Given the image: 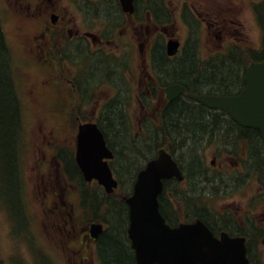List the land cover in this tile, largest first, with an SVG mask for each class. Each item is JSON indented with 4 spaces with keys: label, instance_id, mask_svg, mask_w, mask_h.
<instances>
[{
    "label": "flooded vegetation",
    "instance_id": "1",
    "mask_svg": "<svg viewBox=\"0 0 264 264\" xmlns=\"http://www.w3.org/2000/svg\"><path fill=\"white\" fill-rule=\"evenodd\" d=\"M39 2L44 8L38 19L39 32L36 37L38 69L46 75L41 83L45 86L48 79L46 85L51 87L47 88L49 92L69 93L64 103L59 105V110L64 114L68 113L73 101L77 112L75 118L79 121L77 128L81 123L97 124L113 151L114 157L109 161L114 173L127 178L134 174L138 162L137 156H134L137 154L135 146L138 148L139 140L145 136L144 132L142 136L139 134L143 129L150 139H161L162 145L174 148L166 130L173 126L171 112L176 105L188 106L198 113L212 117L211 122H207L206 125L199 121L201 127L197 120L191 123L192 128H200L201 134L193 132L188 138L193 143L191 151L193 153L196 151V160L187 161L183 155L184 164L181 165L184 172L183 180L171 178L166 182L168 184L161 195V200L164 199L169 217L165 210L164 212L170 223H176L180 216H190L193 220L202 218L217 236L227 232L232 236L244 237L246 242L248 240L249 252L256 253V241L264 237V225L255 221L253 217L255 213L244 207L245 203H242L239 196L247 184V149L238 159L236 144L238 146L245 144L247 147V127L236 123L221 108L207 106L189 97V93L228 96L235 93L234 82H228V88L224 82L200 86L205 78H200L201 80H197L195 76L186 78L187 71L185 66L181 65L190 53L191 47L195 45L193 40L197 30L191 26L196 28L203 20L209 28V33L214 32L215 37L221 40L224 20L218 11L194 13L185 5L179 13L187 28L183 37L182 33L175 32L171 25L173 17L168 9L171 0H133L132 11H125L120 0H39ZM157 4L163 8L157 9ZM234 23L236 28L235 36L230 39L232 43L240 42L247 35L242 22ZM170 39H177L181 44L174 56H169L166 51V44ZM129 44H135L136 52ZM204 60L195 56L194 61L199 63ZM214 62H218V58L210 64ZM129 63L132 64V68ZM124 71L137 80L136 85L126 83ZM10 81L17 97H20L16 76H10ZM172 84L183 85L186 90L175 98L168 99L166 87ZM133 93H137L136 99ZM57 96L61 98L60 94ZM89 107H92V115L86 113ZM140 107L146 108L148 115L142 116V119L138 116L136 123L131 111L136 108L139 110ZM115 112L120 114V128L126 139L123 144L118 142L110 130ZM72 119L69 114V122ZM138 123L140 130L132 134L131 129L138 130L136 125ZM18 145L19 142L15 161L18 195H15L16 192L12 194L19 201V206L15 205L16 199L12 198H9L8 204L12 208L10 213L15 215L9 219L13 226L10 229L15 243L18 241L16 239L25 237L31 224L28 213H22V206L26 201L23 196L22 170L19 166L22 153L18 152ZM221 148L223 150L221 158H228L225 159L228 165L238 159V162H235L237 166L230 174H224L222 164H216L217 153ZM205 149L213 153L208 162L203 156ZM75 150L76 141L73 146L57 147L53 156L42 153L41 157L36 159L35 165L39 174L43 177L46 166L48 171L54 173L55 178L54 185H51L55 199L51 200L53 194L52 191H48L47 185L38 189L42 191V202L45 206L42 212L51 213L50 226L63 236L61 241L67 250L64 264H96L93 258L96 239L91 236L89 223L84 224V221L76 216L71 199L77 195L80 187L86 185L69 184L65 178V175L83 177L75 162ZM126 154H133V158L127 160ZM70 158H73V165L70 164ZM193 162L196 163L193 165ZM258 182L259 191L264 193V178ZM224 185L226 189L222 188ZM86 189L81 191L84 205L91 203V199L96 195ZM203 191H207L208 195ZM203 197L211 201L216 200L213 202L215 204L219 203L217 200H222V204L215 207ZM243 197L246 198L247 195ZM176 203L180 204V212L176 211ZM192 218L186 220L192 221ZM40 227L46 237L45 224L42 221ZM98 241L99 238L96 241L97 246ZM36 254L37 264H53L52 261L58 257L49 254L46 256L38 250ZM2 261L5 264H19L11 259V256ZM100 262L103 264L101 257ZM55 264L62 263L57 260Z\"/></svg>",
    "mask_w": 264,
    "mask_h": 264
},
{
    "label": "rangeland",
    "instance_id": "2",
    "mask_svg": "<svg viewBox=\"0 0 264 264\" xmlns=\"http://www.w3.org/2000/svg\"><path fill=\"white\" fill-rule=\"evenodd\" d=\"M167 1V0H166ZM259 0H171L168 9L171 13L172 21L171 25L175 32L182 33L184 37L187 28L180 17V11L183 6H187L194 13L199 12H214L218 11L219 16L224 20V31L222 32L221 40H218L214 32L209 33V28L203 20L195 30L197 33L194 37V46L190 49V54H195L202 59H206L209 56L219 53L224 50L226 46L232 44L230 39L235 36L234 30L236 24L242 22L243 29L246 30L247 35L235 42L241 47H259L261 40V30L256 22L255 12L253 4ZM1 23L6 35V38L14 52L15 60V76L17 80V86L20 94V105L22 111V121L20 128L22 129V141H21V153L22 158L19 161V166L22 170V179L24 183V199L26 201V209L28 218L31 221L29 225L28 238L18 239L12 246L7 245V239H9V225L10 221L5 213V210L0 207V264H5L3 259H7L11 256V259L19 264H37L34 257L31 255L29 246L34 247L42 254L48 256H58L53 260V264L60 261L64 264L67 257V253L64 249L62 238L56 230H53L51 225L52 215L44 214L42 208L45 207L42 202L43 185H47L48 191H52L55 199L52 184L54 185V173L48 171V167H44L45 173L43 177L36 170L35 161L38 157H41L42 153L47 156H53L54 151H50L54 148V145L61 143L66 146H73L75 142V134L79 121L76 120V108L73 106V101L68 109V113L64 114L59 110V105L63 104L69 93L66 91H48L46 83L42 85V79L46 76L39 71L38 66V44L36 37L39 32L38 19L41 16L42 9L39 0H2L1 3ZM246 37V38H245ZM132 45V44H129ZM137 45V44H136ZM138 47V45H137ZM132 49L136 52L135 44L132 45ZM131 68L132 64L129 63ZM125 81L127 84H137V80L127 75L124 71ZM67 88L69 86L66 85ZM144 88V87H142ZM45 89V90H43ZM61 98H59V95ZM136 99L137 93H133ZM76 103V102H75ZM78 104V102H77ZM90 104V102H89ZM54 105V106H53ZM58 105V106H56ZM141 106V105H140ZM92 107H89L86 111L87 115H92ZM147 109H134L131 111L132 117L137 123L138 116H147ZM158 111V109L156 110ZM155 111V113H156ZM130 113V114H131ZM71 114L72 120L69 122L68 115ZM140 123V122H139ZM139 123L136 124L138 130L131 129V133L134 134L140 130ZM142 135V131L139 132ZM54 142H56L54 144ZM212 151L205 149L203 156L205 161H209L212 157ZM244 155V147L242 146L237 156ZM221 158V156H219ZM228 159V158H225ZM225 159L217 160L216 164L219 165ZM236 160L232 161L231 165L225 166L228 169V173H232L235 169ZM226 163V161H225ZM46 183V184H45ZM183 187H181L182 189ZM258 183L255 175L251 176L247 180V184L243 189V193L239 195L241 201L247 207V210H252L255 213L253 217L258 224L264 225V197L258 196ZM247 197H243L246 196ZM169 196H171L169 194ZM72 204L75 209L77 217H80L84 224L88 217L92 218L89 210L84 213L83 208L79 206V197L71 198ZM219 203H212L213 206L219 207L222 204V200H217ZM176 211L180 212L181 207L179 203L175 205ZM25 208V207H24ZM5 213V214H4ZM45 224V235L40 227V222ZM93 222V221H89ZM255 245V252L261 264H264V237L258 238ZM66 248V247H65ZM14 253V254H12ZM95 252L93 251V254ZM96 262V261H95ZM98 264V263H97Z\"/></svg>",
    "mask_w": 264,
    "mask_h": 264
},
{
    "label": "water",
    "instance_id": "3",
    "mask_svg": "<svg viewBox=\"0 0 264 264\" xmlns=\"http://www.w3.org/2000/svg\"><path fill=\"white\" fill-rule=\"evenodd\" d=\"M170 51L176 48L169 44ZM246 87L236 96H196L210 106H220L239 123L260 130L264 140V61L252 62L246 69ZM180 86L167 88L168 98L182 91ZM102 135L95 125L80 126L76 160L85 178H98L108 191L117 185L106 163L107 155ZM110 155V154H108ZM107 155V156H108ZM178 174L170 156L161 152L138 174L134 193L128 197L130 225L128 229L137 264H250L245 255L244 241L228 235L220 239L201 222L171 228L158 209L157 195L161 178ZM101 232L100 224H92L94 236Z\"/></svg>",
    "mask_w": 264,
    "mask_h": 264
},
{
    "label": "trees",
    "instance_id": "4",
    "mask_svg": "<svg viewBox=\"0 0 264 264\" xmlns=\"http://www.w3.org/2000/svg\"><path fill=\"white\" fill-rule=\"evenodd\" d=\"M260 22L264 29V12L260 15ZM264 36V35H263ZM264 59V39L260 48L255 49L248 47L247 49H237L234 54L224 55V57H218V62L205 63L204 68L200 70L198 63H196L193 54H188L186 60L181 63L182 67L187 71L186 78L190 79L193 76L199 80L203 79L200 86H209L224 82L226 88H228V82H234V86L238 87L242 82L241 69L242 61H247V64L252 60ZM12 55L8 46V40L5 36L1 17H0V139L3 142L0 145V159L2 170V189H5L9 194V198L15 200L12 193L16 192L18 195L17 175L15 170V161L17 154L18 139L21 137V108L19 99L14 92L10 76H12ZM205 70V71H204ZM205 75V76H204ZM200 79V80H201ZM173 110V111H172ZM171 122L172 127H168L166 130L168 137L175 143V146L180 150H184L185 156L189 159L193 155L191 151L192 142L188 140L189 135L193 132H199L200 128L194 129L191 126L193 120H197L199 126L201 123L206 125L207 122H211V116H205L202 113L196 112L194 108L188 106L176 105L172 108ZM120 114L116 112L112 116V128L111 132L117 138L120 144L125 142V134L120 128ZM201 123H200V122ZM202 130H204L202 128ZM200 134V132H199ZM201 135V134H200ZM191 136V135H190ZM247 138L249 151L252 153V157L255 159L260 158L261 151L258 148L259 142L255 140L258 138L251 129H247ZM160 140L157 138L154 140L153 146H155ZM147 144H139L137 149L138 160L145 158L144 153L146 149H150L153 146ZM145 149V150H144ZM121 153V152H120ZM130 153L131 150H130ZM127 160L133 158V154L125 155ZM261 161L263 158L260 159ZM259 162L258 160H255ZM196 162H193V165ZM70 164L73 165V158H70ZM13 165V166H12ZM91 200H95L93 197ZM19 206V201L15 200ZM106 202V199L101 197L99 202ZM96 205V210L103 212V219L107 223V228L101 233L99 237L98 253L103 260V264H136L133 250L130 247L129 240L126 237V225H127V209L124 204H109ZM95 210V206L93 207ZM23 213V211H22Z\"/></svg>",
    "mask_w": 264,
    "mask_h": 264
}]
</instances>
